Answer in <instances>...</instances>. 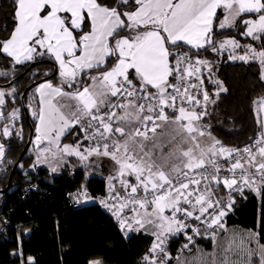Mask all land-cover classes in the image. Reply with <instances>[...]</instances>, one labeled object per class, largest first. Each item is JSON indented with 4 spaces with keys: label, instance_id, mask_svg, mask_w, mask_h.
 <instances>
[{
    "label": "snow or ice",
    "instance_id": "6c2138e0",
    "mask_svg": "<svg viewBox=\"0 0 264 264\" xmlns=\"http://www.w3.org/2000/svg\"><path fill=\"white\" fill-rule=\"evenodd\" d=\"M13 21L0 54L14 65L48 57L58 66V82L39 83L28 105L34 166L56 172L68 158L86 168L110 161L100 203L125 236L153 237L140 264H264L260 234L239 242L233 234L222 255L200 252L195 239L215 241L225 230L235 193L264 197V130L243 148L225 146L206 131L201 121L213 101L203 69L210 73L211 65L199 58L201 50H211L257 60L264 80V0H13ZM241 26L240 34L259 41V49L213 39L215 29ZM241 47L245 53L235 55ZM215 83L217 97L227 91ZM15 92L0 90V162L2 141L22 138V130L15 131L19 110L6 114ZM255 103L264 129V98ZM70 195L88 198L84 186ZM181 235L182 250L195 246L197 254H170V238ZM253 240L257 247H247Z\"/></svg>",
    "mask_w": 264,
    "mask_h": 264
},
{
    "label": "trees",
    "instance_id": "16d2710c",
    "mask_svg": "<svg viewBox=\"0 0 264 264\" xmlns=\"http://www.w3.org/2000/svg\"><path fill=\"white\" fill-rule=\"evenodd\" d=\"M105 2L110 3L111 0ZM13 23V0H0V40L8 38ZM238 29L220 34L214 30L213 39L232 35L241 42L255 45L249 38L241 37L242 26ZM199 57L211 60L215 55L211 50H201ZM217 59L215 75L227 91L220 92L218 97L213 96L205 82L213 104L207 105V115L202 123L222 144L238 148L250 142L260 131L253 102L264 96V80L260 78V66L256 62H233L224 55ZM4 72L8 75H0V86H15L18 104L22 99L25 105L26 98L38 83L44 80L58 82L57 66L48 57L14 65L0 54V73ZM44 73L49 75L44 76ZM26 129L27 139L30 130H34V123L29 118ZM4 143L8 147L4 162L0 164V264L26 262L28 258H32L34 264H89L91 260H100L102 264H140L141 257L152 243V236L144 232L123 235L112 217L90 200L79 207L68 205L66 194L81 186L91 197L102 194L107 186L104 175H87L78 167L71 171L63 169L50 176L46 175L48 171L45 168L30 171L33 162L30 144L12 171L26 142L12 136ZM29 182L36 183L48 194L44 195L40 190L31 191L20 200V190ZM3 217L8 220L5 225L1 224ZM245 230L260 234V243L264 244V197L252 192H245L236 199L232 211L225 218V230L218 233L215 241L196 237V245L204 254H220L234 233ZM185 243L182 235L170 238V254L173 257L197 254L195 246L191 252L182 250ZM17 252L22 255H14Z\"/></svg>",
    "mask_w": 264,
    "mask_h": 264
},
{
    "label": "rangeland",
    "instance_id": "374dc122",
    "mask_svg": "<svg viewBox=\"0 0 264 264\" xmlns=\"http://www.w3.org/2000/svg\"><path fill=\"white\" fill-rule=\"evenodd\" d=\"M226 30H229V31H239V29H238V27H236V28H231V29H226ZM227 36H232V35H227ZM226 36V37H227ZM242 37V36H241ZM219 38V37H218ZM230 38V37H229ZM229 38H227V39H229ZM231 38H234V39H236L238 42H240V43H242V46L243 45H245V44H249V43H246V42H241L240 40H238L236 37H234V36H232ZM217 43H219V41H222V40H215ZM260 44V42L259 41H255V47H258L257 45H259ZM259 48V47H258ZM227 53H225L224 54V52H222V53H220V54H217V53H215V52H213V51H211V53H213L214 55H215V57H212L211 58V60H209V59H206V60H208L209 62H210V65H211V72L209 73V71H208V69L207 68H205V69H203V76H204V78H205V82H206V85H209V90H212L211 92V94L213 95V96H216L215 95V93L217 92V90H218V85L215 83V81H217L218 79L216 78V75H215V67H214V64L218 61V59L217 58H220L221 57V55H224V57H226V58H229V60L230 61H233V62H238V61H242V60H239V59H231L230 58V56H229V51H226ZM245 53V49H244V51H243V53H240L239 51H238V49L236 50V52H235V55H237V56H239V55H243ZM227 55H228V57H227ZM200 59H204V58H202V57H199ZM243 62V61H242ZM248 62H256V63H258L259 64V62L257 61V60H252V59H250ZM260 66V65H259ZM260 75H261V68H260ZM219 81V80H218ZM15 88L16 89V87L15 86H8V87H3V86H0V90H6V91H11V89L12 88ZM34 89L32 90V93L30 94V96H28L27 98H26V102H25V105H26V117L27 118H29L34 124H35V121L33 120V118H32V115H31V110H30V108L28 107V105H29V103L32 101V98H33V95H34ZM15 98L13 99V98H11V97H9V103H11V104H7L6 105V114L7 113H10L13 109H18L19 110V119L15 122V125H16V127H15V131H21L22 130V138L21 137H18L19 138V140L20 141H22L23 140V142H26L27 141V139L25 138V135H27V132H28V129H26V122H27V118L25 117V115H24V109L21 107V104H18L17 102H16V98H17V90H16V92H15ZM212 101H213V99H212ZM212 104H213V102H211V103H209L208 104V106H212ZM201 124L203 125V127L206 129V131L207 132H209V129H208V127L206 126V125H204L202 122H201ZM3 125H2V123H0V127H2ZM33 132V134L31 135V138H30V147H29V152L31 153V155H32V159H33V165H31L30 167H29V170L30 171H34L35 169H37V168H45L47 171H49L51 174H58V173H60L63 169H66V170H68V171H71V170H73L74 168H84V170H85V173L88 175V174H92V173H97V174H101V175H104L105 176V178H106V180H107V177L109 176V175H107V172L108 173H111V168H109L110 166L108 165V164H101V165H103V167L102 166H89V167H84L82 164H80L78 161H76V159L73 157V158H68L71 162L70 163H68V164H64V165H61V166H59L58 168H57V171L56 172H52L51 171V169L46 165V164H40V165H36V166H34V162H35V159H36V150H35V146H34V144L32 143V141L34 140V130L32 131L31 130V133ZM75 131H73V133H74ZM210 133V132H209ZM29 135V134H28ZM13 136H15V134H13ZM15 137H17V136H15ZM27 138H28V136H27ZM9 139V138H8ZM7 139V140H8ZM74 139V135L73 136H71V137H66L65 139H64V141L63 142H67V143H70V142H72V140ZM3 143H4V141H2ZM5 144V143H4ZM26 144V143H25ZM7 145L5 144V148L7 149ZM2 162H0V164H1ZM44 166V167H43ZM96 167V168H95ZM234 235H235V237H236V240H237V242H239V239L241 238V236L242 235H240L239 234V232L237 233V234H235L234 233ZM250 236V235H249ZM248 236V237H249ZM243 238H245V239H247V236H243ZM232 240H233V236L231 237V240H230V242L228 243V245H227V247H225V250H227V248H228V246H229V244L230 243H232ZM255 244V243H254ZM252 245H249V246H247V247H249V248H256L257 247V245L256 246H252ZM187 251H189L188 249H186ZM224 250V251H225ZM223 251V252H224ZM223 252H221L220 253V255H222L223 254ZM206 255L207 254H209V253H205ZM211 254H214V253H211ZM235 258V257H234Z\"/></svg>",
    "mask_w": 264,
    "mask_h": 264
},
{
    "label": "built area",
    "instance_id": "2783aa9c",
    "mask_svg": "<svg viewBox=\"0 0 264 264\" xmlns=\"http://www.w3.org/2000/svg\"><path fill=\"white\" fill-rule=\"evenodd\" d=\"M202 122V121H201ZM202 125V124H201ZM203 126V125H202ZM260 132L261 131H259V132H257L254 136H253V138L250 140V142H248L247 144H244V145H242V146H240V147H238V148H243V147H245L246 145H250L251 143H252V141L254 140V139H256L258 136H259V134H260ZM81 135H82V133H81ZM46 175L47 176H50L51 175V173L48 171L47 173H46ZM106 184H107V181H106ZM41 191L44 195H47L48 194V192L44 189V190H41V188L36 184V183H31V182H29L28 184H26L25 186H23L22 188H21V196H20V200H23L28 194H29V192H31V191H33V192H35V191ZM80 190H81V188H77V189H75V190H73V191H71V192H69V193H67L66 194V198H67V201H68V205L69 206H71V207H79V206H82V205H84L87 201H92L93 203H95L96 205H98L103 211H105L106 213H108L111 217H112V219H113V221L116 223V225L118 226V224H117V222H116V220H115V218L112 216V214H111V212L108 210V209H106V208H104L103 206H102V204L100 203V198H103V197H105L106 196V194H107V186H106V188H105V191L102 193V194H98V195H95V196H93V197H91L90 195H89V193H88V198H85V197H83V196H80V198H79V200H77V199H75L74 197H73V195H70V194H78L79 192H80ZM245 192H249V191H245ZM235 195V201H236V199L238 198V197H240L241 195L239 194V193H235L234 194ZM0 196H1V194H0ZM26 213H27V211H25ZM28 214V213H27ZM8 223V220L6 219V217H3L2 218V220H1V224H3V225H5V224H7ZM118 229H119V226H118ZM119 231H120V229H119ZM0 232H2V230L0 229ZM121 232V231H120ZM122 233V232H121ZM123 235H124V233H122ZM129 234H131V233H129ZM128 234V235H129ZM183 238L185 239V237L183 236ZM17 240H19V237L17 236ZM186 240V239H185ZM17 253H19V252H17ZM16 264H22V261H19L18 263H16Z\"/></svg>",
    "mask_w": 264,
    "mask_h": 264
},
{
    "label": "crops",
    "instance_id": "0c3cea01",
    "mask_svg": "<svg viewBox=\"0 0 264 264\" xmlns=\"http://www.w3.org/2000/svg\"><path fill=\"white\" fill-rule=\"evenodd\" d=\"M215 31L217 32V33H223V32H226V31H229V30H219V29H215ZM242 36V35H241ZM231 38L232 36H220L219 38H217V40L219 39V40H225V39H227V38ZM242 37H245V36H242ZM248 38V37H247ZM250 39V38H249ZM240 43V42H239ZM241 45H242V43H240ZM258 46V45H257ZM257 49H259L258 47H257ZM238 51L240 52V53H243V51H244V48L243 47H241L240 49H238ZM225 53H227L226 51H224V54ZM227 57H228V55H227ZM39 58V57H38ZM37 58V59H38ZM10 59V58H9ZM227 59H229V58H227ZM238 62H242V61H238ZM243 62H245V61H243ZM28 63H30V62H28ZM58 67V66H57ZM41 83V82H40ZM39 84V83H38ZM37 84V85H38ZM36 85V86H37ZM36 86H35V88H36ZM35 88H34V90H35ZM34 92V91H33ZM261 98H264V96H261V97H259V98H257V99H255L254 100V102H253V112H254V115H255V117H256V119H257V114H256V107H257V105H256V101H259ZM260 126V131H262V130H264V129H262V127H261V125H259ZM75 133V132H74ZM75 139V138H74ZM93 160H95V158H93ZM101 164H108L109 166H110V161H108L106 158H104V159H101L100 161H98V162H96V163H94L93 165H91V166H102L103 167V165H101ZM31 165H33V162H32V164ZM44 167V166H43ZM96 168V167H95ZM110 168V167H109ZM82 169H84V168H82ZM111 173H108L107 172V175H110ZM107 181V180H106ZM256 195V194H255ZM88 202H90V201H87L86 203H88ZM252 233H254V232H249V231H247V230H245V231H240L239 232V234L240 235H242L241 237H243V236H249V235H251ZM247 239H245V241H246ZM255 243V244H254ZM249 245H254V246H256V242H255V240H253L252 241V243H250V244H246V246H249ZM251 246V247H252Z\"/></svg>",
    "mask_w": 264,
    "mask_h": 264
},
{
    "label": "water",
    "instance_id": "95a60500",
    "mask_svg": "<svg viewBox=\"0 0 264 264\" xmlns=\"http://www.w3.org/2000/svg\"><path fill=\"white\" fill-rule=\"evenodd\" d=\"M33 64H35V63H32V65H33ZM32 85H34V84H32ZM32 85H31V86H32ZM26 91H27V89L23 92V94H24ZM23 94H22V95H23ZM21 98H22V97H21ZM21 106H22V108L24 109V115H25V117H26V107H25V105H24L22 99H21ZM26 118H27V117H26ZM30 138H31V130H30V133H29V135H28V138H27L26 144H25V146H24V148H23V150H22V152H21V154H20V157L18 158L17 162H16L15 165L13 166L12 171L15 169V167H16L18 161H19V160L22 158V156L25 154V152H26V150H27V148H28V146H29V144H30Z\"/></svg>",
    "mask_w": 264,
    "mask_h": 264
}]
</instances>
